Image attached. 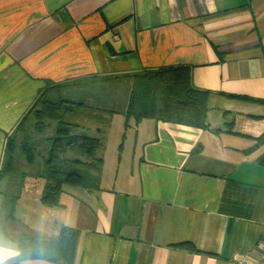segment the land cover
Returning a JSON list of instances; mask_svg holds the SVG:
<instances>
[{
	"label": "crops",
	"instance_id": "crops-1",
	"mask_svg": "<svg viewBox=\"0 0 264 264\" xmlns=\"http://www.w3.org/2000/svg\"><path fill=\"white\" fill-rule=\"evenodd\" d=\"M179 65L210 93L206 127L155 119L125 127L120 114L108 169L116 114L95 111L103 126L83 123L102 142L98 189L72 187L59 206L41 203V224L15 205L7 226L44 237L61 225L76 229L69 264H258L264 0H0V164L6 135L48 81ZM0 235V249L18 253L9 264H68L20 258L16 242ZM182 242L198 251L175 246Z\"/></svg>",
	"mask_w": 264,
	"mask_h": 264
},
{
	"label": "trees",
	"instance_id": "trees-1",
	"mask_svg": "<svg viewBox=\"0 0 264 264\" xmlns=\"http://www.w3.org/2000/svg\"><path fill=\"white\" fill-rule=\"evenodd\" d=\"M108 82L128 86L122 112L115 110L113 96L104 90L103 84ZM209 95V91L192 84L191 68L184 65L48 81L28 111L6 135L0 180L15 170L18 155L34 164L36 156L45 152L41 155L42 168L37 174L43 180L39 200L46 207L59 206L64 186L98 189L103 164L102 156L97 153L102 149L100 138L89 133L84 125L86 122L70 121L68 116L87 110L95 118L101 115L95 111L122 114L125 127L131 120L137 123L143 119H155L204 128L207 126ZM37 136L43 138L38 140ZM43 142L47 144L45 148L40 145ZM0 232L16 242L21 251L20 258L40 257L68 264L72 261L78 238V231L67 225H61L53 238L32 232H21L16 236L1 225ZM175 246L189 252L198 251L191 242Z\"/></svg>",
	"mask_w": 264,
	"mask_h": 264
},
{
	"label": "rangeland",
	"instance_id": "rangeland-1",
	"mask_svg": "<svg viewBox=\"0 0 264 264\" xmlns=\"http://www.w3.org/2000/svg\"><path fill=\"white\" fill-rule=\"evenodd\" d=\"M103 86L104 90L109 91L110 95L113 96L112 104L115 106V110L118 112H122L128 97V86L122 84L121 82H108L104 83ZM67 119L70 121L80 120L86 123H95L96 125L100 124V126H103V122L105 120L103 115H100V117L95 118L93 114L87 110H85L81 114H73L71 116H68ZM122 119L123 118L119 113L116 114V116H113L112 118V132H110V134L108 135L107 149L105 148V168L108 169L115 164L114 158L116 154V145L114 144V140L116 131H118L116 130V128H118ZM90 134H93V132L90 131ZM41 137L43 138V136H37L36 138H38V140H41ZM117 142L119 143L120 140H117ZM40 145H44L42 146V148H45L47 144L43 142ZM40 145L39 149H41ZM43 153L45 152H42L41 155ZM97 153L100 155V151ZM41 155L36 156L34 164L27 163L24 156L18 155L16 158L15 170L9 175H6L2 180H0V191L2 192L0 196V225L4 226L5 230H8V232H11L16 236L19 235L18 233H23V231L24 233H31L32 231L28 229H24L23 231H19L18 229L13 230L10 229L9 226H7L10 221L15 219L14 210L13 212L11 210L12 207H15V205L17 208V215L19 217L24 215L26 217L25 219L29 222L34 220V222L40 224L43 223V221H46V216H42V209L45 210V208L44 206H42L39 200L43 180L37 177V174L41 170L43 163L42 156L44 154L42 156ZM71 189L73 188L70 186H64L65 191H71ZM73 190L78 189L75 188ZM51 211L53 212V219L58 220L60 217L59 214L55 210ZM42 217H44L45 220H42Z\"/></svg>",
	"mask_w": 264,
	"mask_h": 264
},
{
	"label": "clouds",
	"instance_id": "clouds-1",
	"mask_svg": "<svg viewBox=\"0 0 264 264\" xmlns=\"http://www.w3.org/2000/svg\"><path fill=\"white\" fill-rule=\"evenodd\" d=\"M17 255L18 253L13 250L0 249V264H9V261Z\"/></svg>",
	"mask_w": 264,
	"mask_h": 264
},
{
	"label": "built area",
	"instance_id": "built-area-1",
	"mask_svg": "<svg viewBox=\"0 0 264 264\" xmlns=\"http://www.w3.org/2000/svg\"><path fill=\"white\" fill-rule=\"evenodd\" d=\"M258 264H264V254H262L261 261Z\"/></svg>",
	"mask_w": 264,
	"mask_h": 264
}]
</instances>
